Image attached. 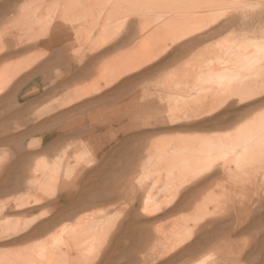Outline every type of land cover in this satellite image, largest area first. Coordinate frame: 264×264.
I'll list each match as a JSON object with an SVG mask.
<instances>
[{
    "label": "rangeland",
    "instance_id": "rangeland-1",
    "mask_svg": "<svg viewBox=\"0 0 264 264\" xmlns=\"http://www.w3.org/2000/svg\"><path fill=\"white\" fill-rule=\"evenodd\" d=\"M209 1L212 3L207 8ZM79 2V5L69 8L70 0H0V19L3 22L0 52L3 51V42L8 41L16 49V44H24L23 41L30 40L33 35L43 33L46 29L44 22L50 24L55 19L47 16L55 12L64 13V28L69 30L66 39L54 48L19 50L10 57L11 50H6L8 58L0 63V86L10 83L0 97V223L8 221L10 225L16 222L22 225L38 222L50 210L67 213L73 201H57L58 191L64 188L76 198L80 195V198H88L97 192L100 201L90 208L85 201L81 202L82 209L76 216L60 218L41 237L19 245L0 239V264H12L18 257H24L18 259H23L26 264H235L236 259L227 255L230 249L223 250V246L222 249L197 254L189 252V249L204 248L205 242L200 238L205 233L221 232L214 241L223 243L233 237L234 228L235 231L239 227L242 231L251 228L248 225L250 219L264 221V207H259L262 204L260 199L264 198V104L248 110L259 101L241 105L234 100L219 112L224 115L226 124H230L223 130L200 128L201 122L182 124L186 113L180 110H198L204 108V102L219 104L223 98H229L232 85L245 81L243 74H247L246 77L256 75L257 65L251 61L248 52L259 50L264 54V24L255 27L261 28L260 33L245 35L227 31L196 47L181 48L171 55L173 61L162 68L148 66L130 74L125 78L130 83L122 98L128 101L135 98L136 102L127 108L118 107L122 98L114 97L75 109L82 101L72 106L65 105L68 96L104 87L121 52L131 48L110 43L114 38H123L122 21L132 16L130 13L144 17V21H150L151 28H145L148 34L157 23L158 26L167 20V14L171 13L166 14V11H170L173 0ZM198 2L203 6L196 12L203 14L205 21L218 17L217 28L229 16H234V11L248 14L264 10V0ZM223 12L227 16L220 17ZM123 13L127 15L123 16ZM33 15L37 16L38 22L32 23ZM83 16L85 18L81 19ZM98 22L108 25V28H96ZM240 23L241 19L237 17L227 28H242ZM101 35L108 43L101 47L103 50L91 52L88 39ZM162 44L168 46L161 42L156 52L153 51V42L146 46L149 49H145L154 54L151 58L161 54ZM218 44L221 47L214 66L220 70L218 75L211 80L196 81L187 74L190 66H197L204 58H213L201 56L204 47L217 48ZM95 54L98 58L90 73L76 72L81 65V57ZM191 90L195 93L187 103L176 101L167 105L166 100L171 94L182 96L193 93ZM110 91L105 90L96 96ZM200 114L193 115L200 117ZM238 127L241 128L237 132ZM228 131L236 133L225 134ZM211 137L218 138L215 141L223 145L235 147L234 152H229V147L220 149V153L208 151L212 158L215 154L225 156L217 155L214 174L204 178L201 166L183 169L173 162L171 156L167 157L176 147L196 148L204 138ZM249 141L253 142L252 145ZM208 146L212 147L214 143L209 142ZM54 177L57 179V191ZM202 183L206 186L199 191L192 207L179 208L180 204L184 205L185 191ZM106 196L108 201L102 202ZM230 197L248 200L251 205L250 210L243 209L246 213L250 211L246 225L236 226L242 218L233 214ZM37 203L42 204L32 207L27 213L16 211ZM89 227L94 233L87 232L88 237H85L86 232L80 231ZM256 231L264 232V225H257ZM72 234L80 239L74 236V241ZM91 236L92 241L89 239ZM67 241L74 248L68 247ZM263 262L264 256L258 254L254 264Z\"/></svg>",
    "mask_w": 264,
    "mask_h": 264
},
{
    "label": "crops",
    "instance_id": "crops-1",
    "mask_svg": "<svg viewBox=\"0 0 264 264\" xmlns=\"http://www.w3.org/2000/svg\"><path fill=\"white\" fill-rule=\"evenodd\" d=\"M70 1L72 3H71V5L69 4V8L72 7V6L74 7V6L80 4L79 0H70ZM63 5H64V9H65V7H66L65 3H63ZM261 12L262 11H259L257 13L244 14V15L250 16L249 17V21H247L246 20L247 16H244L242 13H240L241 14L240 15L239 12H235L234 11L233 12L234 16H229L230 17L229 21L226 20L221 26H219L218 29L215 26L217 25V22L220 21V20H218L215 24L211 25L210 27L204 29L203 31L194 33V34H192V36H190V37H188V38H186L184 40H180L179 42H175L174 44L171 43L170 41H168L169 43L168 42H163V43L168 45L167 46L168 50L166 49L165 45L162 44L161 48L159 49L162 52V54L158 55L159 57L156 56L154 58H151L148 61H146V59L143 58V57H145V53L141 49V43H143V41H144V37H143V34L141 32L143 22L139 19V17L135 18V20L133 18H126L124 20L125 22L122 21V24H123L122 25V28H123V34L122 35H124L123 38H120V40H117L116 38H114V39H112V41L110 43L114 44L116 47L117 46H121L123 48H127V46L129 45L131 48L128 50V53H127V51H125V52L120 54V56H122V58L120 56L117 58L118 59V62H116V66L117 67L115 66L116 69L112 67V69H113L112 70V76L110 78H108V80L105 82V86L102 87L101 89H99L100 87H96V88H94L95 91L94 90H84V91L79 92L77 94H74L72 96H68V98L66 99V101L64 103H65V105L72 106L73 104L82 101V104L75 108V109H77V108L80 109V108L89 107V106H91L93 104H98L100 102H104L108 98H114V97H121L122 98L125 95L126 86L130 83L129 81H127L125 79L127 76H129L130 74H134L136 72H140L141 70L147 68L148 66H150L151 68L154 66V68L159 69L160 67L161 68L163 67L162 63L165 64V65L170 64L173 61V57H171V55L173 54V51L176 52V51L180 50L181 47L182 48H187V47L193 48V47H196V46H198L200 44H203V39H205V38L207 39V37H209L206 41L204 40V43L208 42L209 40L214 39V38L222 35L224 32H227V30L232 32V33H242V34H245V35L246 34H255V33L257 34V32L260 33L261 32V28H257L256 29L255 27L258 25L259 20H260L259 24H261V23L264 24V10H263L262 13ZM112 14L113 13L111 12L110 16L113 17ZM49 16H53L55 19L50 24H48V23L46 24L44 22L43 26L46 29L43 31V33H40V34L38 33V34L33 35L30 38V41L27 42V40H25L23 45L16 44V46H17L16 49H13L12 46L8 43V41L3 42V46L1 47L3 51L0 52V63L2 61L6 60L8 57H10L12 54L18 52L19 50H27L29 48H38V47H45V48L50 49V48H54V47L60 45L63 42V40L66 39V37L68 36L67 33L69 31L68 28H64L65 27V20H64V16L65 15H64V13H56L55 12L52 15H48L47 18ZM226 16H224L223 18H226ZM252 16H253V18H251ZM0 17H1V14H0ZM232 17L233 18L235 17V18L233 19ZM237 17H239L240 19L242 18V20H241L242 22L240 23V26L243 29L242 28H227L226 27L227 24L230 25V23L232 21H234ZM47 18H45V21H46ZM246 21L249 23V25H247V26H245L247 24ZM36 22H38L37 16L33 15V22L32 23H36ZM92 22L93 21H91L90 25L92 24ZM2 23L3 22L0 19V28H1V24ZM242 25H244V26H242ZM107 26H106V24H104L102 22H99L97 24L96 28H100V29L104 30V28H108ZM222 26L224 28H222ZM71 28H74V26H71ZM219 29H220V32H219ZM245 31H247V32H245ZM215 33H216V36H213V35H215ZM220 33H222V34H220ZM206 34L209 35V36H206ZM102 37L103 36L101 35V36H99L98 38H95V39H91V38L88 39L90 47H91V49H90L91 52H93L95 50L94 52L97 53V52L103 50L104 47L103 48H101V47L103 45L107 44L108 42L106 43L105 41H103L105 38L104 37L102 38ZM7 40H9V38H7ZM195 41H197V42H195ZM126 42H127L128 45H126ZM158 44L157 43L155 44V42L153 43V51L154 52L158 51L157 48H158L159 45H161V43L159 45ZM137 45H138V47L140 46L139 49L137 48ZM235 45H237V44H235ZM134 46H136V47H134ZM179 47H180V49H179ZM220 47H221V44H218L217 48H215V47L213 48L211 46L210 47H204V51L201 52V56L202 57L212 56L213 58H208V59L204 58V60L199 62L197 64V66H195V65L190 66V68L188 70H186L187 74H190L192 77H194V79L196 81H198V80H211V79H213L215 77V75H218L220 73V70L215 68L214 66L216 65L217 59L219 58L218 50H219ZM164 49H166L167 51H164ZM6 50H11L9 55H8V57L6 56V53H5ZM141 53H143V54H141ZM168 55H170V56H168ZM248 56L251 59V61L254 60V62L257 64L256 69H255V74H256L255 77L254 76L246 77L247 74H243V77H245V81L243 83L232 85L231 90H230V94L231 95L229 96V98H226V99L223 98L219 104H215L214 105V103L211 101V102H204V108H199L201 110H195L194 111V110L181 109L182 112H187L188 111L189 112V113L187 112L188 114H192L190 116L186 115L189 119L187 117H185L184 118L185 121L182 120L181 122H184V123L201 122L202 124L200 125V128H206V126H207V128L216 129V130H223L226 127H228V125H230V124H225L226 123L225 120H222V118L224 119V115L222 116L221 114H219V112L225 106H227V104L228 105L229 104H233L234 100H236L237 103H239L241 105L259 101L257 103V105L255 103V106L251 105L252 107L249 106L248 109H250V108L252 109V108H254L256 106L262 105L264 103V101H263L264 100V78H263V76H264V54H261V51H259V50L257 52H254L253 50H249ZM123 57H125V59ZM97 58H98V56L96 54L93 55L92 57H85V56L81 57L80 58L81 65L76 69V72H78L79 74L90 73L91 70L93 69L94 65H95V62H96ZM126 58L127 59L129 58V59L127 60ZM135 58H136V61L138 62L137 68L130 70L129 66L131 65V63L133 62V60ZM122 61H124V62H122ZM125 61H127V62H125ZM169 61H171V62H169ZM155 65H156V67H155ZM260 69H261V71H260ZM118 70H120V72ZM147 70H149V69H147ZM116 74L118 76H116ZM122 74H123V76H122ZM143 75H145V73ZM257 75H258V77H256ZM115 76H116V78H115ZM110 81H111V83H110ZM108 82L110 83V85L108 84ZM7 88L5 90H7ZM105 90H111V91L106 93L103 96L102 95H99L98 97L96 96L97 94H101ZM3 92H1L0 95H2ZM192 92L193 93L189 92V93H186V94H184L182 96H178V95L177 96H173L171 94V96L166 100L167 101L166 103H167V105L174 104V102H176V101H178V103H180L182 101L184 103H187V101L189 100V97H191L195 93L194 91H192ZM92 95H94L96 97L90 98ZM210 95H211V97L212 96L213 97H217L216 94H210ZM250 97H252V98L248 99ZM103 98H104V100H102ZM86 99H89V100H86ZM83 100H86V101H83ZM121 100H122L121 104H119V106H118L121 109L124 108V107L127 108L129 104H134L136 102L135 98H133V99H131L129 101L126 100V99H123V98ZM204 100H206V97L204 98ZM261 102H262V104H261ZM153 104H155L154 101H153ZM175 107H180V106L175 105ZM205 111H207V112H205ZM196 113H199V114L203 113L204 116L203 115H201L200 117L199 116L197 117L196 115L194 116L193 114H196ZM205 114L207 115V117H205ZM195 117H197V118H195ZM186 118H187V120H186ZM197 119L199 121H197ZM219 119H221V121L224 122L223 123L224 125L221 123V121ZM213 122H216V123L213 124ZM249 122H247V123H249ZM207 123H209V124H207ZM220 123L224 127L223 126H219V125H221ZM247 123H245L244 125H246ZM243 126H241V127H243ZM217 127H220V128H217ZM241 127H238L236 129V131L238 132V130H240ZM236 131H231V132L228 131L225 134H227V133H236ZM204 185L202 184V185L192 186L190 188V190H188L186 192L188 195L186 194L187 196H185L184 199L182 200L184 205L180 204V206H178V207L189 208V206L192 205V202L195 200L196 196L198 195L196 193H198L200 191V188L202 189V187H204ZM58 192L60 194L59 198L57 200L58 202H61L62 200H67V199H70L71 201H73V204H72L73 208L71 207L69 209V211H68L69 214H68V212L65 213V214L64 213L60 214V213H58V212H56L54 210H50L42 218V220H40L38 222L37 221L36 222L33 221V222H29V223L22 224V225L16 222V223L10 225L8 221H5L6 223L5 222L4 223H0V239L10 240L11 241L10 244L14 245V244L27 242V241H30L32 239L37 238L36 237V232H38L37 236L41 237V236L45 235L44 233L48 232L47 229L49 230V228H51V226H54L57 223L58 220H61L60 218L70 219V218H73V216H76L77 212L79 213V209H80V211L82 209L81 202H84V201L85 202H88V201L90 202L91 201L90 202L91 204L89 202L87 203L88 204L87 206L90 208V207H93L95 203L97 204V202L100 201V200H98L96 192H95L96 194L94 193V195H91V197L89 196L88 198H86V197L85 198H80L81 195L78 198H76L74 195H71L69 191L65 192L64 190H61V191H58ZM194 193L196 194V196H195ZM106 194H108V193H106ZM189 195H190V197H189ZM62 197H63V199H62ZM185 198H188V200H185ZM108 199L109 198H105L103 200H104V202H106V201H108ZM184 200H185L186 203L184 202ZM228 200H229V204H230L231 208L233 209V214L236 217L242 218V219H239L236 222V226L246 225L247 224L246 217H247L248 214H250V211L248 213H246V211H244L243 209L250 210L251 205L248 204V202H247L248 200L246 201V200H242V199H238V198L236 199L234 197H230V198H228ZM260 202H262V204L259 205V207L263 208L264 207V203H263L264 202V198L260 199ZM40 204H42V203H40ZM40 204L33 205L31 207L38 206ZM242 204H244V205H242ZM230 206H228V207L230 208ZM240 206H241V208H240ZM76 209H78V211ZM26 210L29 211L30 210V206H28L26 208H23V209H20V210H16V211H22L23 213H27ZM74 210L77 211V212H75ZM72 214H73V216H71ZM46 224H48V225H46ZM49 225H51V226L49 227ZM248 225H251V228L246 229L244 231H242L240 229V227L238 228L239 230H237V231H235L236 228H234L233 229L234 232H233V235H232L233 237L232 238H228L229 241L226 240L228 243H226V241H224L223 243H221V242H219L217 244L215 243V241H214L215 237L214 236L216 234L217 235L220 234L219 232H213V233L212 232L211 233L208 232V233H205L200 238L202 240V242H205L204 248L199 250L196 247H191L189 249V252H191L193 254H197V253H200V252H211L213 250L222 249V246H223V250H225L227 248L230 249V253L227 254V255L236 259L235 264H254L256 256L258 254H261V255L264 256V232H259L260 234H262L260 236L259 233L256 231V226L257 225H264V221H256L254 218H252L248 222ZM42 229L44 230V231H42L43 235L40 234V232H41L40 230H42ZM4 231H6V232H4ZM33 236H34V238H33ZM19 240H21V241L19 242ZM16 241L18 243H16ZM39 246H41V245H39ZM46 257H48V256H46ZM18 258H20V257H18ZM18 258H16V260H14L15 262L13 261V263L14 264H23L22 259L20 260ZM227 262H228V260H227ZM24 264H26L25 261H24Z\"/></svg>",
    "mask_w": 264,
    "mask_h": 264
},
{
    "label": "bare ground",
    "instance_id": "bare-ground-1",
    "mask_svg": "<svg viewBox=\"0 0 264 264\" xmlns=\"http://www.w3.org/2000/svg\"><path fill=\"white\" fill-rule=\"evenodd\" d=\"M121 1V0H120ZM130 1V0H129ZM148 2H152V1H154V0H147ZM158 1V0H157ZM199 1V0H198ZM197 0H173V3H172V5L169 7V10L170 11H166V14H167V12L168 13H171L170 15L169 14H167L168 15V17H167V20L165 19V21H163V23H160V25H158L157 26V24H156V27H154L153 28V31L152 32H150V33H146V31H145V28L148 26H150V21H148V22H146V21H144L143 20V18L144 17H142V18H139L142 22H143V25H142V30H141V32H142V34H143V37H144V41H143V43H141V49L143 50V52L145 53V57H143V58H145L146 59V61H148V60H150L151 59V55H154V54H151L150 53V51H148L147 49H149V48H147V47H149L148 45H150L152 42L154 43L155 42V44L157 43H161V42H168V41H170L171 43H175V42H179L180 40H184V39H186V38H188V37H190V36H192V34H194V33H197V32H201V31H203L204 29H206V28H208V27H210L211 25H213V24H215L218 20H219V18L217 17V18H215V20L214 19H212V20H210V21H205V19H204V15L203 14H198V12H196V10L198 9V8H200V7H202L203 5L202 4H199V2H198ZM258 1V0H257ZM89 2V1H88ZM136 2H137V0H136ZM211 1H209V3H208V6H205V7H209L210 6V4L212 3H210ZM141 3V2H140ZM164 3V2H163ZM201 3V2H200ZM128 4H130L131 6L133 5V3H128ZM142 4V3H141ZM145 3H143V5H144ZM260 4V3H259ZM248 5V4H247ZM252 5V4H251ZM237 6V5H236ZM250 6V5H249ZM143 7V6H142ZM238 7V6H237ZM241 7V6H240ZM245 7V6H244ZM258 7V6H257ZM264 7V6H263ZM222 8V7H221ZM235 8V7H234ZM251 8H252V6H251ZM254 8V7H253ZM147 9V8H146ZM241 9V8H240ZM239 9V10H240ZM264 9V8H263ZM168 10V9H167ZM220 10V9H219ZM230 10V9H229ZM237 10V9H236ZM164 11V12H165ZM204 11V10H203ZM214 11V10H213ZM261 11V10H260ZM161 12V11H160ZM205 12V11H204ZM257 12H259V11H257ZM262 12H263V10H262ZM261 12V13H262ZM156 13V12H155ZM220 13V12H219ZM253 13V12H252ZM91 14V13H90ZM129 14V13H128ZM132 16H130L129 15V17L127 16L126 18H133L134 20H135V18H137V16H139V15H137V16H133L134 14H132V13H130ZM161 14V13H160ZM239 14H240V12H239ZM246 14V13H245ZM124 15H127V14H125V13H123V16ZM145 15V14H144ZM163 15V14H162ZM165 15V14H164ZM223 15H226V13L225 12H223L221 15H219L220 17H222ZM236 15V14H235ZM241 15V14H240ZM244 15V14H243ZM238 16V15H237ZM244 16H247L248 18L250 17V16H248V15H244ZM146 17V16H145ZM206 17V16H205ZM246 17V18H247ZM85 17L83 16L81 19H84ZM147 18V17H146ZM233 18V17H232ZM235 18V17H234ZM233 18V19H234ZM247 18V20H249ZM251 18H253V16L251 17ZM261 18V17H260ZM259 18V19H260ZM207 19V18H206ZM125 20V19H124ZM123 20V21H124ZM154 20V19H153ZM157 20V19H156ZM155 20V21H156ZM217 20V21H216ZM241 20H242V18H241ZM245 20V19H244ZM243 20V21H244ZM251 20V19H250ZM58 21V20H57ZM159 21V20H158ZM227 21H229V19L227 20ZM125 22V21H124ZM159 22H161V21H159ZM242 22V21H241ZM247 22V21H246ZM99 23V22H98ZM97 23V24H98ZM152 23H153V21H152ZM227 23V22H226ZM225 23V24H226ZM251 23V22H250ZM259 23H260V20H259ZM258 23V24H259ZM123 25V24H122ZM247 25H249V23L247 22V24L245 25V26H247ZM153 26V25H152ZM229 25L227 24V26L226 27H228ZM242 26H244V25H242ZM149 28H151V27H149ZM219 28V27H218ZM217 28V29H218ZM222 28H224L223 26H222ZM221 28V29H222ZM243 29V28H242ZM257 29V28H256ZM215 30V29H214ZM224 30V29H223ZM130 31V30H129ZM218 31V30H217ZM228 31V30H227ZM219 32H220V29H219ZM244 32V31H243ZM245 32H247V31H245ZM257 32V31H256ZM212 33V32H211ZM250 33V32H249ZM258 33V32H257ZM220 34H222V33H220ZM256 34V33H255ZM89 35H91V34H89ZM88 35V36H89ZM142 36V35H141ZM205 36V35H204ZM203 36V37H204ZM206 36H209V35H207L206 34ZM205 36V37H206ZM213 36H216V33H215V35H213ZM204 37V38H205ZM103 38V37H102ZM197 38V37H196ZM199 38V37H198ZM209 37H207V39H208ZM29 39V38H28ZM33 39V38H32ZM86 39V38H85ZM195 39V38H194ZM193 39V40H194ZM206 38L205 39H203V43H204V40L206 41L207 40ZM140 40V39H139ZM28 41H30V40H27V42ZM103 41H106V40H103ZM152 41V42H151ZM24 42V41H23ZM130 42V41H129ZM195 42H197V41H195ZM102 43V42H101ZM107 43V42H106ZM139 43V44H140ZM169 43V42H168ZM192 43V42H191ZM21 45H23L22 44V42L20 43ZM130 44V43H129ZM138 44V45H139ZM183 44V43H182ZM126 45H128L127 44V42H126ZM138 45H137V48L139 49L140 48V46L138 47ZM159 45V44H158ZM167 45V44H166ZM129 46V45H128ZM127 46V47H128ZM147 46V47H146ZM170 46V45H169ZM173 46V45H172ZM185 46V45H184ZM188 46V45H187ZM134 47H136V46H134ZM159 47V46H158ZM175 47V46H174ZM145 48H147V49H145ZM170 48V47H169ZM177 48V47H176ZM182 48V47H181ZM140 49V50H141ZM166 49H167V47H166ZM166 49H164V51H167ZM179 49H180V47H179ZM136 50V49H135ZM145 50H147L146 52H145ZM138 52V51H137ZM136 52V53H137ZM147 52H148V54H147ZM171 52V51H170ZM122 53V52H121ZM127 53H128V51H127ZM161 54H162V52H160ZM173 53H174V51H173ZM251 53V52H250ZM140 54V53H139ZM141 54H143V53H141ZM172 54V53H171ZM158 55V54H157ZM253 55V54H252ZM120 56V55H119ZM142 56V55H141ZM168 56H170V55H168ZM121 58H122V56H120ZM156 57V56H155ZM159 57V56H158ZM172 57V56H171ZM254 57V56H253ZM252 57V58H253ZM120 58V59H121ZM124 59H125V57H123ZM142 58V59H143ZM152 58H154V56L152 57ZM168 58V57H167ZM166 58V59H167ZM127 59V58H126ZM129 59V58H128ZM127 59V60H128ZM144 59V60H145ZM164 59V58H163ZM169 59V58H168ZM257 59V58H256ZM123 60V59H122ZM171 60V59H170ZM179 60V59H178ZM153 61V60H152ZM158 61V60H157ZM122 62H124V61H122ZM125 62H127V61H125ZM129 62V61H128ZM151 62V61H150ZM164 62V61H163ZM169 62H171V61H169ZM168 62V63H169ZM165 63V62H164ZM167 63V64H168ZM122 64V63H121ZM126 64V63H125ZM128 64V63H127ZM137 64H138V62L136 61V58L133 60V62L131 63V65L129 66V69L130 70H132V69H135V68H137ZM154 64V63H153ZM124 65V64H123ZM122 65V66H123ZM162 65H163V67L164 66H166L165 64H163L162 63ZM257 65V64H256ZM115 66H116V64H115ZM109 67V66H108ZM117 67V66H116ZM154 67V66H153ZM155 67H156V65H155ZM113 68H115V67H113ZM140 68V67H139ZM161 68V67H160ZM116 69V68H115ZM114 69V70H115ZM123 69V68H122ZM262 69V68H261ZM261 69H260V71H261ZM113 70V69H112ZM137 70V69H136ZM119 72H120V70H118ZM123 71V70H122ZM116 72V71H115ZM134 72V71H133ZM251 72V71H250ZM110 73V72H109ZM117 73V72H116ZM130 73V72H129ZM137 73V72H136ZM99 74V73H98ZM101 74V73H100ZM144 74V73H143ZM142 74V75H143ZM152 75V74H151ZM112 76V75H111ZM116 76H118L117 74H116ZM116 76H115V78H116ZM122 76H123V74H122ZM128 77V76H127ZM255 77V76H254ZM256 77H258V75L256 76ZM120 78V77H119ZM264 78V77H263ZM244 79V78H243ZM118 80V79H117ZM96 81V80H95ZM114 81V80H113ZM251 81V80H250ZM115 82V81H114ZM110 83H111V81H110ZM110 83L108 82V84L110 85ZM8 84V83H7ZM10 84V83H9ZM9 84L8 85H6V86H3L2 85V87H1V91H0V93L1 92H3L8 86H9ZM258 87V86H257ZM99 89H101V88H99ZM94 90V89H93ZM95 91V90H94ZM0 97H1V95H0ZM263 98V97H262ZM102 100H104V98L102 99ZM264 101V100H263ZM99 102V101H98ZM231 103V102H230ZM250 104V103H249ZM261 104H262V102H261ZM264 104V103H263ZM228 105V104H227ZM256 105H257V103H256ZM220 108V107H219ZM251 109V108H250ZM198 110H201V109H198ZM203 110V109H202ZM212 110V109H211ZM249 110V109H248ZM187 111V110H186ZM195 111V110H194ZM221 111V110H220ZM180 112H181V110H180ZM188 112V111H187ZM187 112H185L186 114H181V115H183V116H186V115H188L187 114ZM205 112H207V111H205ZM211 112V111H210ZM189 113V112H188ZM197 114H199V113H197ZM207 114V113H206ZM205 114V117H207V115ZM217 114V113H216ZM201 115V114H200ZM174 116V115H173ZM195 116V115H194ZM203 116H204V114H203ZM211 116V115H210ZM187 117V116H186ZM193 117V116H192ZM204 117V118H205ZM213 117V116H212ZM211 117V118H212ZM176 118V117H175ZM181 118V117H180ZM188 118V117H187ZM187 118H186V120H187ZM195 118H197V117H195ZM194 118V119H195ZM219 118V117H218ZM217 118V119H218ZM189 119V118H188ZM214 119V118H213ZM178 120V119H177ZM181 120V119H180ZM209 120V119H208ZM215 120V119H214ZM220 121H221V119H219ZM222 120H224V119H222ZM185 121V120H184ZM193 121V120H192ZM197 121H199L198 119H197ZM202 121V120H201ZM205 121V120H204ZM213 121V120H212ZM171 122V121H170ZM187 122V121H186ZM209 122V121H208ZM172 123H173V121H172ZM189 123V122H188ZM196 123H199V122H196ZM212 123V122H211ZM216 122H213V124H215ZM221 123L223 124L224 122L223 121H221ZM220 123V124H221ZM182 124H184V122L182 123ZM187 124V123H186ZM207 124H209V123H207ZM219 125V126H223V125ZM226 124V123H225ZM188 125V124H187ZM206 125V124H205ZM180 126H182V125H180ZM189 126H190V124H189ZM213 126V125H212ZM217 126V125H216ZM226 126V125H225ZM229 126V125H228ZM172 127V126H171ZM224 127V126H223ZM262 127V126H261ZM182 128H184V127H182ZM189 128V127H188ZM206 128H207V126H206ZM217 128H220V127H217ZM259 128V127H258ZM263 128V127H262ZM261 128V129H262ZM198 129V128H197ZM209 129V128H208ZM243 129H245V128H243ZM260 129V128H259ZM264 129V128H263ZM244 131H246V130H244ZM240 132V131H239ZM249 132V131H248ZM239 134V133H238ZM241 134L242 133H240V136H241ZM243 134H244V136H245V133L243 132ZM249 134H250V132H249ZM252 134V133H251ZM262 135V134H261ZM247 136V135H246ZM216 137H218V136H216ZM210 138V137H209ZM216 139H218V138H213L212 139V137H211V139H208V138H204L203 139V142H201L200 143V145L198 146V147H196V148H190V147H186V146H184V147H179L178 149H177V147H176V149L174 148V150L173 151H171V152H169L170 154L168 155L167 154V157H170L171 156V159H173V162L175 161L181 168H183V169H187V170H189V169H194L195 167H199L200 168V166L202 167L201 168V170L204 172L201 176H205V175H210V174H214V173H216L215 172V170H216V167H215V160L217 159V155H222V154H215V153H218L219 152V150L220 149H225V148H227V147H229V146H227V145H223V143H221V142H219V141H215ZM249 139V138H248ZM209 140V141H208ZM240 140V139H239ZM209 142H211V143H214V146H212V147H210V146H208V143ZM245 142H247L246 140H244V144H246ZM250 142V141H249ZM248 142V143H249ZM251 143H253V142H250V144ZM194 144V143H193ZM232 144V143H231ZM233 144H234V142H233ZM243 144V145H244ZM228 145H230V144H228ZM248 145V144H247ZM252 145V144H251ZM250 145V146H251ZM236 146V145H235ZM242 146V145H241ZM250 146H247V148L248 147H250ZM233 147H234V145H233ZM233 147H229V149H227L229 152H234V148ZM244 147H246V146H244ZM250 149V148H249ZM209 150H213V151H215V158L213 157H210V155H209V153H208V151ZM245 150V149H244ZM246 151V150H245ZM248 151V150H247ZM246 151V152H247ZM220 153V152H219ZM151 156V155H150ZM166 156V155H165ZM223 156V155H222ZM152 157V156H151ZM221 157V156H220ZM225 156H223V157H221V158H224ZM169 159V158H168ZM170 159V160H171ZM166 160H167V158H166ZM229 160V159H228ZM227 160V161H228ZM223 161H224V159H223ZM86 163H87V161H86ZM175 164V163H174ZM221 164V163H220ZM228 164V163H227ZM84 165H86V164H84ZM218 171H221V169L220 168H218L217 169ZM192 171V170H191ZM199 171V170H198ZM197 171V173L199 174V172ZM201 171V172H202ZM193 172V171H192ZM196 172V171H195ZM214 172V173H213ZM195 174V173H194ZM190 175V174H189ZM200 176V177H201ZM219 176V175H218ZM203 177H201V178H203ZM206 177H208V176H206ZM200 178V179H201ZM205 178V177H204ZM204 178H203V180H204ZM186 179V178H185ZM202 180V179H201ZM209 180V179H208ZM57 179H55V177H54V179H53V184L55 183V185H56V191H57ZM195 181V180H194ZM211 181L209 180V183H210ZM108 183V182H107ZM185 183H186V181H185ZM191 184V183H190ZM203 184V183H202ZM206 184H208V182H206ZM10 185V184H9ZM63 185L64 186H66V184L65 183H63ZM204 185V184H203ZM45 186V185H44ZM208 186V185H207ZM204 187H205V185H204ZM183 188H185V186L183 187ZM187 188V187H186ZM65 189V188H64ZM64 189H61V190H64ZM18 190V189H17ZM16 190V191H17ZM60 190V191H61ZM70 190V189H69ZM180 190V189H179ZM184 190H186V189H184ZM195 190V189H194ZM200 190H201V188H200ZM20 191V190H19ZM98 191V190H97ZM105 192V191H104ZM49 193V192H48ZM97 193V192H96ZM95 193V194H96ZM107 193V192H106ZM105 193V194H106ZM181 193H183V192H181ZM185 193H186V191H185ZM196 193V192H195ZM194 193V194H195ZM199 193V192H198ZM198 193H196V194H198ZM112 194V193H111ZM111 194H109L110 196H111ZM196 194H195V196H196ZM44 195V194H43ZM97 195V194H96ZM108 195V194H107ZM184 195V194H183ZM188 195V194H187ZM186 195V196H187ZM63 196V195H62ZM104 196V195H103ZM64 197V196H63ZM63 197H62V199H63ZM91 197V196H90ZM183 197V196H182ZM189 197H190V195H189ZM106 198H108L107 196H106ZM46 199V198H45ZM111 199V198H110ZM181 199V198H180ZM185 200H188V198H185ZM185 200H184V202H185ZM190 200V199H189ZM37 201V200H36ZM102 201V200H101ZM104 201V200H103ZM102 201V202H103ZM89 202V201H88ZM88 202H86V203H88ZM91 202V201H90ZM89 202V203H90ZM183 202V201H182ZM181 202V203H182ZM186 203V202H185ZM245 203V202H244ZM262 203V202H261ZM264 203V202H263ZM37 204H39V203H37ZM36 204V205H37ZM83 204V203H82ZM85 204V203H84ZM91 204V203H90ZM232 204V203H231ZM93 205V204H92ZM96 205V203L94 204V206ZM182 205V204H181ZM242 205H244V204H242ZM79 206V205H78ZM148 206V205H147ZM159 206V205H158ZM235 206V205H234ZM75 207V206H74ZM84 207H85V205H84ZM114 207V206H113ZM121 207V206H120ZM176 207V206H175ZM191 206H189V208H190ZM4 208V207H3ZM32 207L30 206V209H31ZM73 208V207H72ZM109 208V207H108ZM180 208V207H179ZM179 208H178V210H179ZM183 208V207H182ZM240 208H241V206H240ZM84 209H86V208H84ZM157 209V208H156ZM77 211H78V209H76ZM182 210H185L184 208L182 209ZM27 211V210H26ZM25 211V212H26ZM75 211V210H74ZM77 211H75V212H77ZM152 211H158V210H152ZM226 211V210H225ZM230 211H231V209H230ZM79 212H80V209H79ZM145 212H147V211H145ZM150 212V211H149ZM78 213V212H77ZM232 213V212H231ZM65 214V213H64ZM68 214H69V212H68ZM226 215V214H225ZM228 215H229V213H228ZM71 216H73V214L71 215ZM70 216V217H71ZM74 217V216H73ZM222 217H223V215H222ZM132 218V217H131ZM219 218V217H218ZM163 220V219H162ZM218 220V219H217ZM219 220H220V218H219ZM207 222H208V220H207ZM6 223V222H5ZM137 223V222H136ZM209 223H210V221H209ZM49 224V223H48ZM48 224H46V225H48ZM115 224V223H114ZM45 225V226H46ZM111 225H112V223H111ZM110 225V226H111ZM207 225V224H206ZM206 225H204V226H206ZM210 225V224H209ZM51 225H49V227H50ZM65 226V225H64ZM44 227V226H43ZM42 227V228H43ZM48 227V226H47ZM51 228H52V226H51ZM51 228H49V229H51ZM10 229V228H9ZM47 229V228H46ZM101 229V228H100ZM104 230V229H103ZM205 230V229H204ZM210 230V229H209ZM35 231V230H34ZM41 231V232H40ZM39 232H40V234H42V231H44L43 229L42 230H40ZM46 231V230H45ZM47 231H49L48 229H47ZM72 231V230H71ZM78 231H80V229H78ZM92 232V234L94 233L93 232V229H92V227L90 228L89 227V229L88 228H86V229H84V230H81L80 232H83V233H85V234H87L85 237H88V234L89 233H87V232ZM94 231H96L95 229H94ZM4 232H6V231H4ZM205 232V231H204ZM38 232H36V237H39V236H37L38 234H37ZM44 233V232H43ZM67 233H70V232H68L67 231ZM213 233V232H212ZM219 233H221V232H219ZM44 234H46V233H44ZM62 234V233H61ZM71 234V233H70ZM92 234H90V235H92ZM108 234V233H107ZM43 235V234H42ZM73 236H72V238L74 237L75 239H77L76 237H78V236H76V234L74 235V234H72ZM78 235H80V234H78ZM89 235V236H90ZM98 235V234H97ZM96 235V236H97ZM213 235V234H212ZM217 235V234H216ZM215 235V236H216ZM31 236V235H30ZM41 236V235H40ZM67 236V235H66ZM138 236V235H137ZM214 236V237H215ZM69 237H71V236H69ZM69 237H67V238H69ZM105 237V236H104ZM192 237V236H191ZM212 237V236H211ZM33 238H34V236H33ZM73 238V239H74ZM79 238V237H78ZM93 236H91V238L89 237V239L92 241L93 239ZM102 238H103V236H102ZM73 239H71V240H73ZM75 239H74V241H75ZM80 239V238H79ZM82 239V238H81ZM85 239V241H86V238H84ZM105 239H106V237H105ZM64 240H65V238H64ZM67 240H69V241H71L70 239H67ZM97 240V239H96ZM95 240V241H96ZM21 240H19V242H20ZM87 241H88V239H87ZM65 242V241H64ZM68 242V241H67ZM66 242V243H67ZM73 242V241H72ZM16 243H18L17 241H16ZM90 243V242H89ZM89 243H88V245H87V247L89 246ZM103 243H104V241H103ZM68 244V247L70 246H72V244H71V242H68L67 243ZM86 244V243H85ZM13 245V244H12ZM15 245V244H14ZM18 245H19V243H18ZM74 245V244H73ZM98 245V244H97ZM39 246V245H38ZM42 246V245H41ZM67 246V245H66ZM75 246V245H74ZM73 247V246H72ZM95 247V246H94ZM35 248V247H34ZM38 248V247H37ZM74 248V247H73ZM96 248V247H95ZM106 249V248H105ZM67 251V250H66ZM79 251V250H78ZM72 252V251H71ZM78 253V252H77ZM79 254V253H78ZM47 255H48V253H47ZM60 255V254H59ZM76 255V254H75ZM33 256V255H32ZM40 256H42L41 254H40ZM70 256V255H69ZM73 257V256H72ZM76 257V256H75ZM88 257V256H87ZM21 258V257H20ZM23 258V257H22ZM56 258H57V256H56ZM62 258V257H61ZM71 258V257H70ZM69 258V259H70ZM96 258V257H95ZM78 259V258H77ZM80 259V258H79ZM25 260H27L26 258H25ZM53 260V259H52ZM3 261V260H2ZM22 261H23V264H24V260L22 259ZM34 260H32V262H33ZM37 261L38 260H36V263H37ZM15 262V261H14ZM27 262L29 263V261L27 260ZM31 262V261H30ZM76 262V261H75ZM143 262V261H142ZM26 263V262H25ZM35 263V262H34ZM67 263H69V262H67ZM2 264V263H1ZM9 264V263H8ZM12 264H14L13 262H12ZM52 264V263H51ZM73 264V263H72ZM89 264V263H88Z\"/></svg>",
    "mask_w": 264,
    "mask_h": 264
}]
</instances>
